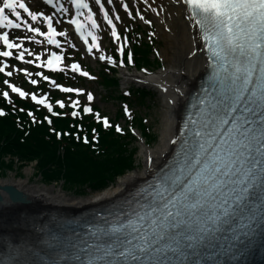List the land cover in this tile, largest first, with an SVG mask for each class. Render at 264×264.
<instances>
[{"label": "snow or ice", "instance_id": "1", "mask_svg": "<svg viewBox=\"0 0 264 264\" xmlns=\"http://www.w3.org/2000/svg\"><path fill=\"white\" fill-rule=\"evenodd\" d=\"M112 2L107 0L108 4ZM94 3L111 26V36L120 41L113 22L121 20L120 14L113 18L103 0ZM143 3L159 15L149 0ZM176 3L185 7L190 26L198 29L207 49L210 75L189 97L191 103L182 127L170 140L176 146L171 159L163 168L154 169L151 180H146L122 207L95 221H84L81 232L73 231L69 237L49 233L42 240L43 247L21 248L10 244L18 258L10 259L8 264H241L258 237L264 244V0H176ZM71 4L75 15L70 16V25L75 26V32L87 45V52L100 49L96 34L100 25L89 0H71ZM46 5L54 6L61 17L70 11L58 0H46ZM122 7L128 16H133L127 2ZM22 12L31 21L42 19L47 29L33 26ZM139 19L149 25L153 23L151 19L145 20L143 14H139ZM59 22L63 23V19ZM21 28L46 37L50 45H59L57 37L66 35L54 27V15L34 11L25 0H2L0 29ZM15 39L20 42L10 38L8 31H0V41L6 46L0 56L13 57L16 50L18 59L24 60L28 51L24 41L35 37ZM119 52L124 54L123 44ZM99 58L117 63L102 51ZM128 59H132L131 53ZM63 60L62 54L53 51L47 61L40 63L48 69H59ZM120 63L123 64L122 59ZM7 67L5 60L0 72ZM70 67L81 72L79 63ZM18 71L32 75L27 68ZM82 74L90 75L87 71ZM12 75L7 72L8 77ZM37 75L50 80L43 72ZM30 82L38 84L36 79ZM4 84L20 97L31 95L33 101L53 111L46 95L29 93L9 80ZM51 84L67 93L83 91L64 87L55 80ZM176 91L183 96L180 89ZM3 96L9 97V92L4 91ZM93 98L91 92L87 93L89 101ZM56 103L61 108L65 106L63 100ZM170 103L175 104L176 100ZM71 106L78 108L79 101L72 100ZM92 111L87 105L83 107L85 113ZM79 114L71 112L74 117ZM95 115L105 127L109 126L107 116L102 117L99 112ZM48 123H52L50 118ZM115 127L118 132L123 131L119 124ZM84 140L87 142L88 137ZM148 162L151 164L152 157H148Z\"/></svg>", "mask_w": 264, "mask_h": 264}, {"label": "trees", "instance_id": "2", "mask_svg": "<svg viewBox=\"0 0 264 264\" xmlns=\"http://www.w3.org/2000/svg\"><path fill=\"white\" fill-rule=\"evenodd\" d=\"M138 53L142 64L152 63L148 42ZM107 82L118 84L114 78ZM138 91L145 96L143 90ZM14 104L16 108L0 98V108H5L6 112L0 115V170L6 172L13 170L16 164L23 168L34 163L38 175L47 182L64 181L66 186L85 190V185L92 189L106 187L134 168L137 148L131 147L135 138L131 134L123 136L114 126L104 130L99 124L100 132L95 135L91 131L93 121L82 129L74 125L69 116H53L23 100H16ZM29 108H34V115H29ZM137 120L147 128L141 119L137 117ZM84 136L88 137L87 142Z\"/></svg>", "mask_w": 264, "mask_h": 264}, {"label": "bare ground", "instance_id": "3", "mask_svg": "<svg viewBox=\"0 0 264 264\" xmlns=\"http://www.w3.org/2000/svg\"><path fill=\"white\" fill-rule=\"evenodd\" d=\"M162 2L168 5L166 9L169 8L168 16L161 15V19L168 21L171 28L168 34V43L172 48L169 64L154 74L128 70L123 71L122 75L125 82L135 80L158 89L165 107L164 126L158 146L152 149L145 147L141 152L144 156V168L134 169L120 176L114 185L86 199L71 198L63 190L56 191L53 186L32 183L30 176L21 177L17 174L8 177L0 176V185L9 184L17 187L30 200V204L26 205L13 202L7 192L1 191L4 202H0V220L26 212L42 213L49 210L83 212L89 207L97 206L100 202L124 196L147 180L153 170L160 168L172 155L175 145L170 144V140L182 127L183 114L189 97L207 71V56L198 29L192 28L186 19L185 7L177 4L176 0H162ZM177 89L183 92V96L176 91ZM172 99L176 100L175 104L170 103ZM149 156L152 157L151 164L148 162Z\"/></svg>", "mask_w": 264, "mask_h": 264}, {"label": "rangeland", "instance_id": "4", "mask_svg": "<svg viewBox=\"0 0 264 264\" xmlns=\"http://www.w3.org/2000/svg\"><path fill=\"white\" fill-rule=\"evenodd\" d=\"M121 1L123 0H114V2L111 4V8H112V12H113V16L115 17L116 13H119L121 16V20H119L117 22V20L114 19V21H116L118 27L122 26L125 30V24L128 23H133L134 21H138L140 23H142L144 26H147V30L149 31L150 29L152 30V35H154L155 38V42H156V46L158 49V56L161 59L162 62V67L161 69H164L167 67V64H169V59L170 56L172 54V48L170 46V44L168 43V34L171 30V28L168 25V21H164L161 19V15L163 16H168L169 15V8L166 6H168L165 2V5L163 4L162 0H151L149 1V4L152 5V8H156L157 12L159 13V15H157L156 12H153L151 10V8H149L147 5H145L143 3V0H126L129 4V7L131 10H133L135 13L137 11V9L141 8L144 11V16H145V20L151 19L153 21L152 24H147L145 21H141L139 19V15L136 14L135 18L133 19V16H128L127 15V11H125L121 6ZM164 1V0H163ZM125 16V24L122 23V19ZM30 41H34V40H30ZM108 41L104 42V46L107 49V45H108ZM112 44V43H111ZM101 53V52H100ZM99 54V53H98ZM100 55H96V57H92L89 61L87 59V62H91L94 65V68L96 69L99 65H100V61L101 59L99 58ZM131 72L134 71H138V72H145L142 70H135V69H129ZM123 71L127 72L126 68H123L120 70L119 75L120 77H122L123 75ZM157 72V71H154ZM154 72H150V73H154ZM148 73V72H146ZM88 85H85L88 87V91H91L95 97V103L99 104L101 107L102 112L109 114L111 116H114L117 109L121 106L120 101L117 99H110V100H104V94L105 91L102 89V87H100L98 85L97 82H89L87 83ZM135 84L133 81H126L122 78V87L123 88H127L128 86ZM147 88L151 91L150 93V97L148 98V100L146 101L145 105L140 107L138 105H133V108H138V110L141 111L142 115L144 117H147L149 123L151 125H153L154 130L156 131V134L158 137H156V141L154 143L151 144H146L143 139L141 138V136L139 135V133L137 132L136 135L138 137V140L134 141V144L138 146V152L136 154V166L135 169H143L144 168V156L142 155V150L147 147V148H156L158 146V143L161 140V136H162V128L164 126V103L163 100L161 98L160 92L158 89L151 87V86H147ZM132 147V146H131ZM28 169H29V173H28ZM13 174H17L18 176L21 177H31V182L32 183H36L39 184L41 186H53L56 188V191L62 190L63 188H61L62 186H60L59 184H47V182H45L43 179L40 178V176H38L37 172H35L34 166L33 165H29L26 166L25 168L21 169V167L18 165L14 166L13 170H6V172L4 171V169L1 168L0 170V176L1 177H8L11 176ZM65 189H67L65 191V193L67 195H69L71 198H78V199H86L88 197L93 196V194H87L86 192L84 193L83 190H80V188H75L72 187L71 185L66 186L64 185Z\"/></svg>", "mask_w": 264, "mask_h": 264}, {"label": "water", "instance_id": "5", "mask_svg": "<svg viewBox=\"0 0 264 264\" xmlns=\"http://www.w3.org/2000/svg\"><path fill=\"white\" fill-rule=\"evenodd\" d=\"M0 189L5 190L10 195L11 199L15 202L27 204L30 203V200L28 199L27 195L19 191V189L12 185H0ZM0 202H4V197L1 193Z\"/></svg>", "mask_w": 264, "mask_h": 264}]
</instances>
